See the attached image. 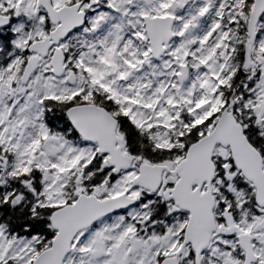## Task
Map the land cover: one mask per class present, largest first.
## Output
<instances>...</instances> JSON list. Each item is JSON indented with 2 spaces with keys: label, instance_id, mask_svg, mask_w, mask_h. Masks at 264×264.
<instances>
[{
  "label": "snow or ice",
  "instance_id": "6c2138e0",
  "mask_svg": "<svg viewBox=\"0 0 264 264\" xmlns=\"http://www.w3.org/2000/svg\"><path fill=\"white\" fill-rule=\"evenodd\" d=\"M0 264H264V0H0Z\"/></svg>",
  "mask_w": 264,
  "mask_h": 264
}]
</instances>
